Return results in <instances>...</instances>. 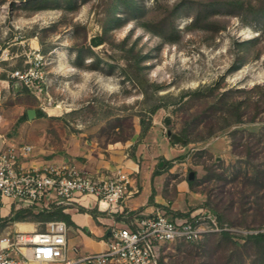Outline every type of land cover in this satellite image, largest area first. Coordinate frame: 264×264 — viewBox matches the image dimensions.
<instances>
[{
	"label": "rangeland",
	"instance_id": "rangeland-1",
	"mask_svg": "<svg viewBox=\"0 0 264 264\" xmlns=\"http://www.w3.org/2000/svg\"><path fill=\"white\" fill-rule=\"evenodd\" d=\"M1 69L39 80L12 77L6 103L14 119L36 110L10 133L35 158L130 152L154 131L178 144L177 178L195 171L204 208L235 231L170 243L161 264H264L245 235L264 232V0H0Z\"/></svg>",
	"mask_w": 264,
	"mask_h": 264
},
{
	"label": "built area",
	"instance_id": "built-area-1",
	"mask_svg": "<svg viewBox=\"0 0 264 264\" xmlns=\"http://www.w3.org/2000/svg\"><path fill=\"white\" fill-rule=\"evenodd\" d=\"M12 77L30 88L39 82L20 70ZM34 150L33 144L14 140H4L0 149V202L11 204L13 214L21 209L39 213L56 207L64 213L79 211L84 199L94 198L99 209L124 213L131 222L112 227L106 249L99 251L70 249V225L64 219L43 222V231L9 232L0 237V264H161V254L170 243L196 242L212 233L235 231L206 208L183 221L160 206L149 215L130 212L124 204L134 178L123 167L92 174L66 159L28 164Z\"/></svg>",
	"mask_w": 264,
	"mask_h": 264
},
{
	"label": "crops",
	"instance_id": "crops-1",
	"mask_svg": "<svg viewBox=\"0 0 264 264\" xmlns=\"http://www.w3.org/2000/svg\"><path fill=\"white\" fill-rule=\"evenodd\" d=\"M12 79L14 78L9 73L5 74L2 69L0 70V149L4 140L22 142L10 134L12 123L18 124L22 116H18L17 119L11 118L9 109L6 108L7 98L13 87ZM139 137L141 139L137 144H132L134 147L130 152L126 151V147L118 146L105 149L107 153L101 150L96 151L97 149H87L82 153L83 155L79 154L75 164L92 174L110 172L117 167H123L130 172L134 178L132 193L126 198L124 204L126 210L130 212L140 211L149 215L155 207L160 206L167 209L175 220L190 219L192 215L204 208V198L192 186L194 179H190L189 174L188 179L177 178L175 171L178 166L169 159L179 151L178 144H171L168 138L161 137L155 131L150 135L142 133ZM37 153L35 151L34 155L27 160L28 164L48 161L35 158ZM181 171L185 173V168ZM12 207L11 204L2 205L0 202V237L14 231L39 230L40 224L45 227L42 221L25 219L24 222L13 219ZM66 214L73 222L69 224V247L77 248L73 244H79L83 247V249L79 248L80 251L106 249V239L110 235V229L114 226H126L131 222L130 216L124 213L99 209L94 198L84 199L79 211Z\"/></svg>",
	"mask_w": 264,
	"mask_h": 264
},
{
	"label": "trees",
	"instance_id": "trees-1",
	"mask_svg": "<svg viewBox=\"0 0 264 264\" xmlns=\"http://www.w3.org/2000/svg\"><path fill=\"white\" fill-rule=\"evenodd\" d=\"M120 1H124L125 5L128 3V0H120ZM178 6H179V4H177L175 6V9L176 10L178 9ZM205 6L208 8V7L217 6V4H214L212 2H209V3H206ZM137 7H138L137 4L135 3V1H133V9H137ZM207 15H210V14H207ZM112 19L119 20V21H121L120 23H123L124 22V20H122V18H120V17L118 18L116 16H112L107 21L109 22ZM206 19H208V16L204 15V17H203L202 15L199 14L198 16H196V18L194 20H195V23H198L199 21H201V20L203 21V20H206ZM171 23H172V21H171ZM103 40H104L103 37H101V36L97 37L96 38V41H94L95 42V45L100 44ZM142 57L143 56H140L137 59V61L140 62L141 59H142ZM24 88L26 90H31V88L30 87L28 88V86H26V85H25ZM160 106H161L160 103L153 104L151 106V112H155ZM42 114H44V112H42L41 110H37V115L38 116H41ZM236 116L237 117L233 121L234 122L240 121V119H241L240 118V114H238L236 112ZM27 117H28L27 113H24L20 117V119L18 121V124H19V122H22L23 120L27 119ZM229 124L230 123H227L226 125H229ZM185 142H188V141L185 140ZM28 216L29 217H32V219L34 218L33 220H38V221H42V222H45L47 220H51V219H55L56 218V219H64L69 224H72L73 223L72 220L70 219L69 215L66 214V213H64L62 211V208L61 207H56L52 211H43V212H39V213H35V212H33V210L21 209V210H19V211H17V212L14 213L13 219H16V220H24V219L28 218ZM218 218H219L220 221H223L222 218H221V215H219V214H218ZM221 235L223 237L229 238V239L232 237V234L229 233V232H221ZM246 237H247V239H249L251 241H254V242H264V232H262V231H259L257 233L248 234Z\"/></svg>",
	"mask_w": 264,
	"mask_h": 264
},
{
	"label": "water",
	"instance_id": "water-1",
	"mask_svg": "<svg viewBox=\"0 0 264 264\" xmlns=\"http://www.w3.org/2000/svg\"><path fill=\"white\" fill-rule=\"evenodd\" d=\"M35 115H36V110H35V109H29V110H28V116H29L30 118L34 117ZM195 176H196V172L193 171V170L190 171V173H189V178H190V179H194Z\"/></svg>",
	"mask_w": 264,
	"mask_h": 264
},
{
	"label": "bare ground",
	"instance_id": "bare-ground-1",
	"mask_svg": "<svg viewBox=\"0 0 264 264\" xmlns=\"http://www.w3.org/2000/svg\"><path fill=\"white\" fill-rule=\"evenodd\" d=\"M104 206V205H103Z\"/></svg>",
	"mask_w": 264,
	"mask_h": 264
}]
</instances>
